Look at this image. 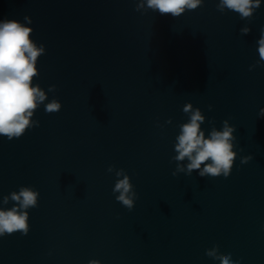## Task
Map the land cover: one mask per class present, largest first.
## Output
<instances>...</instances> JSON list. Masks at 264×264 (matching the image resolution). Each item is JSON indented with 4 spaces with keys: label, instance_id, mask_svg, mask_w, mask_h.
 <instances>
[{
    "label": "water",
    "instance_id": "water-1",
    "mask_svg": "<svg viewBox=\"0 0 264 264\" xmlns=\"http://www.w3.org/2000/svg\"><path fill=\"white\" fill-rule=\"evenodd\" d=\"M5 17L43 46L46 97L20 136L0 134V208L38 191L27 233L0 234V264H264V0L248 16L221 0L175 16L147 0H0ZM196 109L206 136L233 127L223 179L175 159Z\"/></svg>",
    "mask_w": 264,
    "mask_h": 264
},
{
    "label": "clouds",
    "instance_id": "clouds-1",
    "mask_svg": "<svg viewBox=\"0 0 264 264\" xmlns=\"http://www.w3.org/2000/svg\"><path fill=\"white\" fill-rule=\"evenodd\" d=\"M202 0H147V5L160 13L180 15L186 9L196 8ZM261 0H221V6L238 11L242 16L250 15ZM243 31H248L247 28ZM32 28L14 18L0 19V134H6L9 139L20 136L30 124V117L39 102L45 100L46 93L38 84H33V77L38 73L37 58L44 51L43 46H37L30 37ZM257 61L264 64V33L257 42ZM191 105H188L190 108ZM46 110L60 108L59 101L53 100L45 105ZM187 110V109H186ZM264 116V110L259 114ZM204 117L199 109L192 112L190 119L181 124L175 144L177 160L187 158L186 169L190 174L193 169H199L198 175L210 174L211 177L225 178L234 159L232 152L233 127L227 120L221 129H213L207 136L201 128ZM246 160H240L244 164ZM183 169L185 166H178ZM175 174V173H173ZM132 185L127 175L115 184L119 190L117 199L129 208L133 205L130 189ZM38 191L30 187H22L19 192H12L11 198L19 201L11 208H0V234L11 233L21 229L28 231V212L30 205L37 203ZM8 197H5V201ZM214 257L213 253H206ZM219 264H238L231 259V254L223 258L214 257ZM90 264H99L92 261Z\"/></svg>",
    "mask_w": 264,
    "mask_h": 264
}]
</instances>
